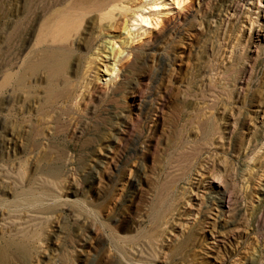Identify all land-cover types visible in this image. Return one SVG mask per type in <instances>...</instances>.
<instances>
[{"label": "rangeland", "instance_id": "obj_1", "mask_svg": "<svg viewBox=\"0 0 264 264\" xmlns=\"http://www.w3.org/2000/svg\"><path fill=\"white\" fill-rule=\"evenodd\" d=\"M0 264H264V0H0Z\"/></svg>", "mask_w": 264, "mask_h": 264}, {"label": "bare ground", "instance_id": "obj_2", "mask_svg": "<svg viewBox=\"0 0 264 264\" xmlns=\"http://www.w3.org/2000/svg\"><path fill=\"white\" fill-rule=\"evenodd\" d=\"M142 19V18H141ZM143 19H144V17H143ZM143 19L141 20V21H143ZM140 20V19H139Z\"/></svg>", "mask_w": 264, "mask_h": 264}]
</instances>
